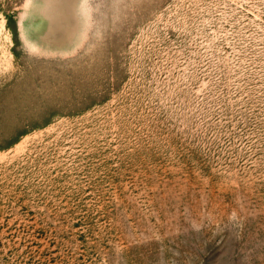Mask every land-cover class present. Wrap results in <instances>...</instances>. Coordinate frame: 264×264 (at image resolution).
Segmentation results:
<instances>
[{
	"label": "rangeland",
	"instance_id": "rangeland-1",
	"mask_svg": "<svg viewBox=\"0 0 264 264\" xmlns=\"http://www.w3.org/2000/svg\"><path fill=\"white\" fill-rule=\"evenodd\" d=\"M0 264H264V0H0Z\"/></svg>",
	"mask_w": 264,
	"mask_h": 264
}]
</instances>
